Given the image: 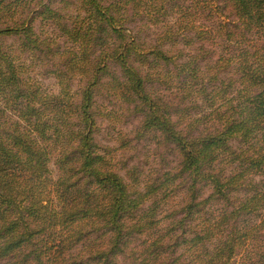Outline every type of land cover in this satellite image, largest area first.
Masks as SVG:
<instances>
[{
	"label": "trees",
	"instance_id": "1",
	"mask_svg": "<svg viewBox=\"0 0 264 264\" xmlns=\"http://www.w3.org/2000/svg\"><path fill=\"white\" fill-rule=\"evenodd\" d=\"M130 1L87 0L83 24L67 30L74 45L57 52V92L43 91L27 75L19 48L0 41V264H118L119 251L143 233L150 240L131 247L134 260L122 264H264L256 239L264 230V0L173 4L181 17L166 33L187 38L192 31L202 48L220 35L225 43L204 62L198 52L180 59L181 52L151 49L156 62L174 63L172 74L199 109L183 127L146 90L145 81L161 70L126 33L118 13ZM7 9L0 0V11ZM38 13L55 11L44 3ZM215 15L225 16L222 25ZM35 16L0 24V35L17 36L21 51L39 47ZM74 75L85 78L78 101L69 83ZM107 75L112 88L139 101L143 129L155 128L178 152L176 173L160 186L140 191L126 182L94 139V88ZM196 124L205 127L194 133ZM178 177L184 199L158 217L165 192L154 196ZM173 241L180 251L170 259Z\"/></svg>",
	"mask_w": 264,
	"mask_h": 264
},
{
	"label": "rangeland",
	"instance_id": "2",
	"mask_svg": "<svg viewBox=\"0 0 264 264\" xmlns=\"http://www.w3.org/2000/svg\"><path fill=\"white\" fill-rule=\"evenodd\" d=\"M8 6L7 10L0 11V24L5 22L22 21L31 17L33 26L43 44L39 47L28 48L24 51L19 50L20 40L15 35H0V41L6 49L17 50L18 56L25 61L26 73L38 83L39 87L46 92H57L59 85L54 74L56 67L61 65L60 58L57 56L59 49L71 47L74 45L73 36L67 30L72 27H78L83 24L86 16L87 0H3ZM103 4H107L112 0H99ZM175 2H180L184 6H188L191 0H131L125 4V9L118 14L124 17V27L128 33L133 35L140 52H144L148 58V62L157 63L158 69L161 70L160 75L151 76L145 81L146 90L164 104V107L171 113L172 118L177 120V126L183 127L187 119L199 110L191 104V100L187 93L183 91L181 78L176 77L174 63L164 64L160 60L156 62L153 50L161 49L169 55H181L180 59L187 57L186 54L198 52L203 62L210 56L216 58L222 52L225 43L223 35L217 36L215 39H207L201 47L202 41L195 37L192 31H186V37L180 34L166 33V27L174 24L178 20L180 13L173 6ZM49 6L55 11L53 16H45L38 13L42 9L43 4ZM124 5V4H123ZM200 15V14H199ZM202 20L205 25H210L213 20L202 14ZM214 21L221 23L225 16L215 15ZM215 25V24H214ZM176 28V27H175ZM177 31V30H176ZM222 34L224 32H219ZM222 36V37H221ZM150 49V50H149ZM152 51V52H151ZM133 57H141L139 54H133ZM178 57V56H177ZM178 59V58H177ZM210 59V58H209ZM212 60V58H211ZM136 64L138 60H134ZM147 65V63L145 64ZM111 71L119 74L117 64L109 63ZM147 69V67L143 68ZM222 75V74H221ZM224 76H227L223 73ZM228 77L226 78V80ZM104 83L94 88V97L92 111L96 120L94 139L102 151L113 163L116 170L123 176L128 183H133L140 191L146 190L147 184H155L160 186L166 175L171 177L176 173L180 157L174 144L163 141L159 132L154 128L151 130L143 129L142 121L144 110L139 109L136 103L138 100L126 98L109 84L110 76H104ZM85 78L74 75L70 78V89L75 100L78 101L80 92ZM220 82L216 80V84ZM219 84V83H218ZM221 84V82H220ZM187 95V96H186ZM198 125V124H196ZM205 126L199 124L193 128V132L201 130ZM231 143L236 145V139H232ZM53 174L57 172L56 165L50 163ZM164 185L162 191H158L157 199L160 195L165 196L157 207L158 217L161 213H169L171 207H176L181 203L185 196L186 185L179 184L178 177L173 183ZM209 189L205 186L204 191ZM153 197L147 199L144 206L152 201ZM165 216L161 220L166 219ZM165 221V220H164ZM256 239L258 244L264 246V230L257 233ZM150 240L149 234H136L132 237L129 246L123 251H119L118 264L132 262L133 252L131 247L138 248L144 246ZM173 243L172 250L166 247V256L171 257L177 255L180 247ZM135 248V249H136ZM137 253V252H136ZM264 263V262H263Z\"/></svg>",
	"mask_w": 264,
	"mask_h": 264
}]
</instances>
